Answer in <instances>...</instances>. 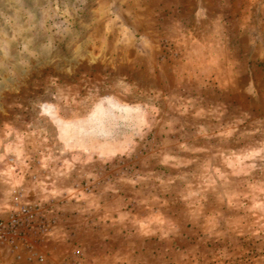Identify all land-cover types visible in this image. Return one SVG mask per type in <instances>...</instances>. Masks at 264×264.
<instances>
[{
    "label": "rangeland",
    "instance_id": "1",
    "mask_svg": "<svg viewBox=\"0 0 264 264\" xmlns=\"http://www.w3.org/2000/svg\"><path fill=\"white\" fill-rule=\"evenodd\" d=\"M0 264H264V0H0Z\"/></svg>",
    "mask_w": 264,
    "mask_h": 264
}]
</instances>
